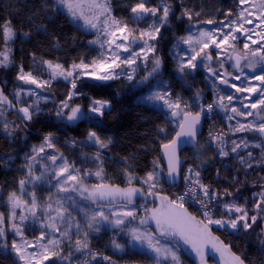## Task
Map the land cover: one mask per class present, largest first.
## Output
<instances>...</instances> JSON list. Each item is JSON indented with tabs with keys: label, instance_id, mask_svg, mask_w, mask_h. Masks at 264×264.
<instances>
[{
	"label": "snow or ice",
	"instance_id": "6c2138e0",
	"mask_svg": "<svg viewBox=\"0 0 264 264\" xmlns=\"http://www.w3.org/2000/svg\"><path fill=\"white\" fill-rule=\"evenodd\" d=\"M233 4L215 16L189 0H131L128 17L118 18L111 0H26L21 6L27 12V30L17 28L11 18L0 19V69L15 66L17 81L11 98L5 92L7 81H0V130L6 138L18 139L19 134L27 133L43 112L41 104L50 100L62 124L81 120L93 124L83 142L74 138L66 142L70 148L81 150L80 166L60 151L54 133L47 131L25 154L16 188L7 191V184H0V192H6L7 210V214L0 211L3 264H116L111 256L91 247L93 235L110 229L125 233L133 247L143 250L149 264H183L180 249L184 245L199 264H208L209 249L219 253L222 264H264V0H233ZM59 12L95 31L96 38L87 43L96 55L61 62L38 57L32 51L29 70L17 65L15 43L29 40L33 31L47 36L43 19L52 22ZM173 20L189 25L172 45L176 73L186 82L203 70L214 98L206 102L196 90L186 100L174 94L167 83L158 81L146 100L158 106L164 117L152 134L162 156H154L151 168L143 175L132 163L137 159L134 153L121 157V175L126 181L121 187L111 182L105 171V160L112 159L113 138L95 130L106 115H111L112 103L90 98L85 109L78 100L86 95V87L121 79L136 87L160 76L164 68L159 52L162 30L170 29ZM51 43L59 51L60 39L53 36ZM141 70L143 74L138 77ZM58 80L66 82L68 91L56 102L44 93ZM217 111L225 114L228 131L210 129L204 146L212 149L214 159L224 163V170L235 168L227 186L205 182L208 161L198 141L202 123L214 121ZM9 114L16 119L10 120ZM173 123L175 130L171 131L168 125ZM23 138L27 140L26 135ZM185 144L196 149L198 163L182 162ZM86 147L95 151L89 155L83 151ZM140 148L145 154L150 150L147 144ZM10 159L0 160V164L8 166ZM216 176H221V169H216ZM180 181L183 192L171 196L161 193L164 185L177 186ZM41 185L49 187L46 199L37 196ZM246 185L257 189L251 193V203L241 192ZM138 197L145 202L151 197L159 206L145 208L144 215L138 216V208L143 207L133 206ZM189 201L199 205L200 218L188 211ZM212 226L238 237L255 236L258 262L233 251L214 235ZM26 230L32 232L31 239ZM111 246L120 252L127 250V244L115 238Z\"/></svg>",
	"mask_w": 264,
	"mask_h": 264
},
{
	"label": "trees",
	"instance_id": "16d2710c",
	"mask_svg": "<svg viewBox=\"0 0 264 264\" xmlns=\"http://www.w3.org/2000/svg\"><path fill=\"white\" fill-rule=\"evenodd\" d=\"M25 2L26 0H0V19L11 18L17 28L23 26V28L27 30V12L21 6ZM32 2L36 3L37 0H32ZM119 2V0H111L113 14L118 18H127L129 13L123 7L119 6ZM153 2H155V0H153ZM189 2L197 7L203 5L209 15L215 16H220L222 10L234 7L233 0H189ZM177 14H179V8H177ZM43 22L47 25V36L43 33L33 31V35L29 40L20 39L15 43V63L17 65L23 64L26 71L32 66V60L29 56V53L32 51H35L38 57L58 58L61 62L71 61L80 55L86 58L96 55V50L87 43L89 40L95 39L96 35L83 31L75 26L63 12H59L53 17L52 22H49L47 19H43ZM37 23H41V20H38ZM188 26V23L184 21L173 20L170 29L162 30L164 38L160 41L159 52L164 58V68L160 76L136 87H132L123 79L110 81L107 84L96 85L95 87H86L83 90L86 95L80 97L78 100V103L85 109L90 102V98L110 100L112 103V108L109 110L111 111V115H106L103 118L102 125L95 130H97L101 136L107 135L113 138L114 143L111 145L113 151L109 153L112 159L105 160V171L111 182L121 187L126 185V181L121 175V157L134 153L137 159L132 163L134 164L136 172L143 175L147 169L151 168L153 157L160 155L161 151L159 143L154 142L152 134L155 131V126L161 124L164 117L158 108L140 103V98H145L157 86V82L161 80L168 84L174 94H178L186 100H190L196 90H200L206 102H210L212 98H214L213 91H209L207 85L208 81L203 79L200 74L187 78L186 82L178 81V74L173 67L174 63L171 50L172 45L175 43V37L185 34ZM53 36L60 39L59 51L52 47L51 41ZM2 50V45H0V51ZM142 74L143 70L138 73V77ZM15 76V66L7 70L0 69V81H7L5 85L6 94L10 95L12 93L13 86L17 83ZM67 91L68 85L66 82L58 80L53 83L52 88L46 95L54 97V100L58 102L65 97ZM225 91L228 90L225 89ZM41 107L43 109L42 114L32 122L27 133L19 134L20 138H6L3 131L0 130V160L12 157V159L8 160V166L0 164V184L6 183L8 186L7 191L16 188L15 180L22 174L21 166L24 163L25 154L30 151L33 145H38L41 142L43 134L47 131H52L54 133L60 151H62L70 161H75L77 166H80L81 150L79 148H70L69 144L66 142L69 141L70 138L83 142L86 139V131L93 127L92 122L81 120L76 124H62L54 115V105L51 100L47 104H41ZM9 119L15 120L16 118L14 114H9ZM17 123H19V121H17ZM168 127L171 131L175 130L172 124L168 125ZM227 131L228 128L226 127L225 132ZM25 135L27 136V140L23 138ZM237 136H239V134H237ZM207 139L208 134L204 129L199 142L202 145L201 151L205 153L203 158L208 161L203 173L205 182L212 183L213 185H217V182H219V185L227 186L228 179L236 174L235 168L231 171L224 170V163L214 159L212 149L204 146ZM144 144L150 147V150L146 154L140 148V146ZM194 150L196 149L190 151L186 150L182 153V158L186 162L185 164L191 165L194 163L195 154H192L196 152ZM83 151L91 155L95 149L86 147ZM195 162L198 163L199 161L195 160ZM89 167H91L90 163ZM217 168L221 169V176L219 178L216 176ZM90 179L92 182H95L94 177ZM250 179H255V177H251ZM160 191L162 194L170 195L163 191V189H160ZM255 191H257V189L252 188L250 185L241 188V192L249 203H251V193ZM5 203L6 192H0V211H5L7 214ZM81 204L94 207L84 201H82ZM187 209L190 213L200 218V213L197 210L189 207H187ZM74 214L76 215L75 212ZM80 215L82 216V213ZM212 230L214 235L219 236L220 240L226 245L231 246L232 250L237 254L250 257L258 262L259 258L256 253L258 245L255 236L249 237L247 235H241L238 237L234 233L223 232L217 228H212ZM9 238H12L11 234ZM110 239H112V233L110 231H101L98 235H93L91 237V247L111 256L113 260L116 261V264H149V260L143 252L131 250L129 248L123 253L112 251ZM189 259L187 258V261L193 264L192 260ZM0 264H3V262L0 261Z\"/></svg>",
	"mask_w": 264,
	"mask_h": 264
},
{
	"label": "rangeland",
	"instance_id": "374dc122",
	"mask_svg": "<svg viewBox=\"0 0 264 264\" xmlns=\"http://www.w3.org/2000/svg\"><path fill=\"white\" fill-rule=\"evenodd\" d=\"M120 2H119V6L120 7H123L125 10H127L128 11V5L131 3V0H119ZM72 22V21H71ZM73 23V22H72ZM75 26H77L78 28H80V29H82L83 31H86V32H88V33H93V34H95L96 35V33H95V31L93 30V31H89V30H87V29H85V28H83V27H81V24H82V22H80V23H73ZM201 27H209V28H211V27H213V26H207V25H201ZM173 67L175 68L176 67V63H175V60L173 59ZM230 71H231V69H229ZM197 74H200L202 77H203V79H205V76H206V73L203 71V70H200V71H198L197 73H194L193 74V76H195V75H197ZM177 77H178V81L179 82H184V80H182V78L179 76V75H177ZM189 78V77H188ZM187 79V78H186ZM207 81V80H206ZM202 82V81H201ZM206 84H207V82H206ZM205 84V85H206ZM208 85V87H209V91H212V88H211V85L208 83L207 84ZM156 88V87H155ZM155 88L153 89V90H155ZM152 90V91H153ZM37 91H39L38 89H37ZM150 94V93H149ZM148 94V95H149ZM44 95H46V93H44ZM147 95V96H148ZM146 96V97H147ZM146 97L145 98H140L139 99V102L140 103H142V104H146V105H150V106H153V107H156V108H158V106H156V105H153L151 102H149V101H147L146 100ZM212 100H213V98H212ZM211 102V101H210ZM43 104V103H42ZM239 119V118H238ZM231 123H235V121H232ZM172 126L175 128V124L173 123L172 124ZM194 151H196V150H194ZM192 154H196V152H193ZM146 187V186H145ZM53 192L55 191L54 189L52 190ZM164 191V190H163ZM49 195V187L47 186V185H41L38 189H37V196L39 197V198H41V199H46L47 198V196ZM151 201H153L152 200V198L151 197H149L148 198V202H145L144 201V199H142V198H137V200H136V202H135V205H133V206H136V205H143V207H139L138 208V216H143L144 215V209L145 208H148V209H151V208H153V207H158L159 206V203H157L156 202V204H152V202ZM82 202V201H81ZM85 203H89L88 201H84ZM94 206V205H93ZM95 207V206H94ZM73 215H75L74 213H73ZM153 228H154V224H152L151 225ZM212 228H215V226H212ZM27 232H28V236H29V239H31L32 238V232L30 231V230H26ZM107 231H110L111 233H112V239H113V237L117 240V242H119V243H124V244H127V250H128V248L129 249H131V250H136V251H139V252H143V250H141V249H139V247L137 246V247H133L132 245H131V243H129V237L125 234V233H123V232H120L119 231V229H110V230H107ZM12 235V233L9 231V233H8V235ZM112 239H110V245H111V240ZM165 243H170V241H164ZM182 242V241H181ZM111 248H112V251L114 250V252H117V253H123V252H120V251H118V250H116V249H114L112 246H111ZM187 252H188V254H189V257H191V258H193V259H195V260H197L198 261V259L196 258V256H195V254L194 253H192L191 252V250L188 248L187 249ZM144 253V252H143ZM209 253H215V252H213L211 249H209ZM180 254H181V256H182V260H183V264H190L188 261H187V258L185 257V256H183V253L181 252V250H180ZM215 254H217L218 256H219V253H215Z\"/></svg>",
	"mask_w": 264,
	"mask_h": 264
},
{
	"label": "built area",
	"instance_id": "2783aa9c",
	"mask_svg": "<svg viewBox=\"0 0 264 264\" xmlns=\"http://www.w3.org/2000/svg\"><path fill=\"white\" fill-rule=\"evenodd\" d=\"M215 115H216V118H215L214 121H212V120H205L204 121V129H205V131L207 132L208 135H209L210 129L211 130L223 129L224 131H226V127H227L228 122L225 120V114L217 111V113ZM162 189L165 192L169 193L170 195H173L176 192H183V190H184L183 182L181 181V183L178 186H176V187H166V186H164ZM186 207H189V208L197 210L199 208V205L189 201L186 204ZM94 250L97 251V249H94ZM97 252H99V251H97ZM100 253H102L103 255L109 256L106 253H103V252H100ZM103 264H108V262L105 261V262H103Z\"/></svg>",
	"mask_w": 264,
	"mask_h": 264
},
{
	"label": "water",
	"instance_id": "95a60500",
	"mask_svg": "<svg viewBox=\"0 0 264 264\" xmlns=\"http://www.w3.org/2000/svg\"><path fill=\"white\" fill-rule=\"evenodd\" d=\"M203 131H204V122L202 123V126H201V133H200V135L198 136V141H199V139L202 137V135H203ZM193 149H195L194 147H192V145H190V144H185L183 147H182V150H181V160H182V162H184V163H186L185 162V160L182 158V153L184 152V151H186V150H193ZM160 156H162V152L160 151ZM181 183V181L179 182V184ZM178 184V185H179ZM177 185V186H178ZM166 187H176V186H170V185H165ZM154 202H157V203H159V201L157 200V201H154ZM181 244H183V242H180ZM187 246L186 245H184V246H182L181 247V251L183 252V253H185V255L187 256V257H189V254H188V252H187ZM210 257H213V258H215V259H217V264H222V262H221V260H220V256H218L217 254H214V253H209L208 254V257H207V260H208V258H210ZM190 259H193V258H191L190 257ZM194 260V262H195V264H199V261H197V260H195V259H193ZM209 264V263H208Z\"/></svg>",
	"mask_w": 264,
	"mask_h": 264
},
{
	"label": "flooded vegetation",
	"instance_id": "af4514ba",
	"mask_svg": "<svg viewBox=\"0 0 264 264\" xmlns=\"http://www.w3.org/2000/svg\"><path fill=\"white\" fill-rule=\"evenodd\" d=\"M152 204H156V202H154V201H152ZM216 228V227H215ZM188 249V248H187ZM181 250V249H180ZM182 252V251H181ZM183 253V252H182ZM215 254V253H214ZM183 256H185L186 258H190V257H187L186 255H185V253H183ZM218 259V258H217ZM217 259H215V258H213V257H210V258H208V263L209 264H217ZM190 260V259H189ZM192 260V262H193V264H195V262H194V260L193 259H191Z\"/></svg>",
	"mask_w": 264,
	"mask_h": 264
}]
</instances>
